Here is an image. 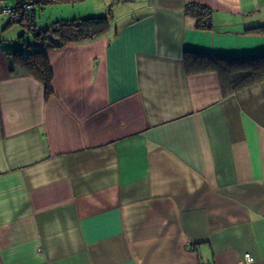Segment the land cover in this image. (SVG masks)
Masks as SVG:
<instances>
[{
    "label": "crops",
    "instance_id": "1",
    "mask_svg": "<svg viewBox=\"0 0 264 264\" xmlns=\"http://www.w3.org/2000/svg\"><path fill=\"white\" fill-rule=\"evenodd\" d=\"M109 10L105 35L47 49L49 98L0 47V264H264V76L227 79L264 74V0H68L36 21Z\"/></svg>",
    "mask_w": 264,
    "mask_h": 264
},
{
    "label": "trees",
    "instance_id": "2",
    "mask_svg": "<svg viewBox=\"0 0 264 264\" xmlns=\"http://www.w3.org/2000/svg\"><path fill=\"white\" fill-rule=\"evenodd\" d=\"M64 1L68 0H17L15 6L11 8L13 13H16L17 19L10 17L7 27L12 23L21 25L24 28L19 36L21 40L17 42L6 41L0 35V47L9 57L12 67L18 65L28 75L39 80L44 85L47 98L53 93L52 82L54 77L47 49H62L69 44L88 42L105 35L110 30L113 19L112 11L109 10L107 13L101 15L58 19L53 21L51 25L38 26L36 21L38 10ZM5 10L3 7H0V13ZM185 12L195 19V25L198 29L212 27L211 8L198 3H187ZM259 29L264 32V26L259 27ZM26 35H32L35 40L34 43L29 42L27 44ZM243 62L249 61L245 60ZM193 69L202 71L205 69V66L201 67L199 65ZM263 76L264 74L259 72L258 69L255 70L253 67H248L238 73L230 72L227 75V79L229 80V84L240 88L263 78Z\"/></svg>",
    "mask_w": 264,
    "mask_h": 264
},
{
    "label": "rangeland",
    "instance_id": "3",
    "mask_svg": "<svg viewBox=\"0 0 264 264\" xmlns=\"http://www.w3.org/2000/svg\"><path fill=\"white\" fill-rule=\"evenodd\" d=\"M121 5H123V6H127V5H129V3H122ZM39 11V10H38ZM4 18H5V23H4V25L3 24H1V19H0V28L1 29H3L4 27H6L8 24H9V21H10V19L8 18V16L6 15V14H4ZM38 18L39 19H46V14L43 12V11H39V13H38ZM56 20H58V19H56ZM56 20H54V21H56ZM40 24V26L41 27H44V26H48V25H46V24H44V21H43V24H41V23H39ZM19 27L20 29H22V30H24L23 28H21V26L19 25V24H16V23H12L11 24V27ZM20 33L21 32H19L18 33V35H14V37H15V39H13V41L14 42H17V41H19V40H21V38H19V35H20ZM27 37V44H29V42L31 43H34V38H33V36L32 35H26ZM7 41V40H6ZM8 41H10V40H8ZM24 41V40H23Z\"/></svg>",
    "mask_w": 264,
    "mask_h": 264
},
{
    "label": "built area",
    "instance_id": "4",
    "mask_svg": "<svg viewBox=\"0 0 264 264\" xmlns=\"http://www.w3.org/2000/svg\"><path fill=\"white\" fill-rule=\"evenodd\" d=\"M121 1H127V0H121ZM29 8H31V6H29ZM7 12V14L10 15V17L17 19V15L16 13H13V11L11 10V8H8L5 10ZM245 259L247 262H253L254 261V257L250 254H246L245 255Z\"/></svg>",
    "mask_w": 264,
    "mask_h": 264
}]
</instances>
